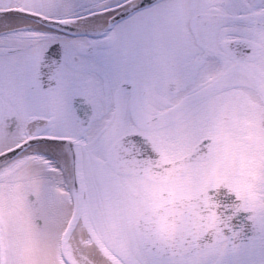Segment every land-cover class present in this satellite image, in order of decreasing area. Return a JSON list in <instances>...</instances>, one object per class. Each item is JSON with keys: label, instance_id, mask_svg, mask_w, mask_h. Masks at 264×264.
Listing matches in <instances>:
<instances>
[{"label": "snow or ice", "instance_id": "1", "mask_svg": "<svg viewBox=\"0 0 264 264\" xmlns=\"http://www.w3.org/2000/svg\"><path fill=\"white\" fill-rule=\"evenodd\" d=\"M0 264H264V0H0Z\"/></svg>", "mask_w": 264, "mask_h": 264}]
</instances>
